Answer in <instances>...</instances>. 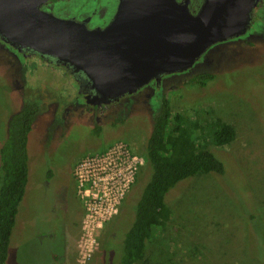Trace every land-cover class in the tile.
<instances>
[{"label": "rangeland", "instance_id": "374dc122", "mask_svg": "<svg viewBox=\"0 0 264 264\" xmlns=\"http://www.w3.org/2000/svg\"><path fill=\"white\" fill-rule=\"evenodd\" d=\"M251 19L247 35L205 51L210 62L164 77L154 93L141 87L96 109L82 104L75 78L56 61L21 57L0 37V145L9 116L24 102L39 105L29 135L28 185L5 264H121L123 239L150 165L140 168L121 212L96 231L99 248L89 258L78 252L82 202L72 168L115 140L145 158L164 100L171 116L179 113L200 125L218 116L236 135L224 146L208 140L226 174L205 172L179 183L167 199L168 222L134 264H264V4ZM204 72L213 78L203 85L187 82Z\"/></svg>", "mask_w": 264, "mask_h": 264}, {"label": "water", "instance_id": "95a60500", "mask_svg": "<svg viewBox=\"0 0 264 264\" xmlns=\"http://www.w3.org/2000/svg\"><path fill=\"white\" fill-rule=\"evenodd\" d=\"M44 1L0 0V36L81 71L101 104L187 70L212 44L244 34L257 0H205L196 14L174 0H122L99 29L41 10Z\"/></svg>", "mask_w": 264, "mask_h": 264}, {"label": "trees", "instance_id": "16d2710c", "mask_svg": "<svg viewBox=\"0 0 264 264\" xmlns=\"http://www.w3.org/2000/svg\"><path fill=\"white\" fill-rule=\"evenodd\" d=\"M212 78L213 74L204 72L187 82L203 85ZM38 110L36 102L22 103L9 116L6 135L0 145V264H5L7 259L16 215L28 185L29 135ZM235 135L233 125L218 116L200 125L196 119L185 118L179 113L171 116L166 101L162 102L153 118L145 147V162L151 167V175L136 201L132 223L125 233L121 264H134L142 258L147 240L163 230L170 218L167 199L179 183L205 172L226 174L224 160L207 148V142L211 139L216 145L224 146ZM47 176H52L51 171ZM126 196L127 193L119 213Z\"/></svg>", "mask_w": 264, "mask_h": 264}, {"label": "built area", "instance_id": "2783aa9c", "mask_svg": "<svg viewBox=\"0 0 264 264\" xmlns=\"http://www.w3.org/2000/svg\"><path fill=\"white\" fill-rule=\"evenodd\" d=\"M145 158L127 142L115 140L104 150L82 156L72 168L75 192L82 202L78 252L89 258L99 246L98 229L116 216Z\"/></svg>", "mask_w": 264, "mask_h": 264}, {"label": "flooded vegetation", "instance_id": "af4514ba", "mask_svg": "<svg viewBox=\"0 0 264 264\" xmlns=\"http://www.w3.org/2000/svg\"><path fill=\"white\" fill-rule=\"evenodd\" d=\"M174 1L178 5L186 7L191 14H196L200 10L205 0H174ZM121 2L122 0H81L78 2H75V0H45L43 3H41L40 9L52 13L57 17L72 19L77 22H81L89 29H99V28H104L113 20L117 8ZM169 2L171 3L173 2V0H169ZM165 4L168 5L167 1H165ZM260 4L262 7V5L264 4V0H257L256 4L252 7L249 24L247 26L246 32L243 35H247V31H249L251 26L253 25L251 18L254 9ZM8 45L12 49H14L15 53L20 54L21 57L26 58L36 55L47 62L56 61V59L52 57H49V59L48 57H42L39 53L34 52L29 48L19 49L16 45H13L11 43H9ZM198 61H200V63L201 62L203 63L204 61L210 62L208 53L205 52V54L199 57V59L196 60L195 63ZM55 63L61 65L63 68L67 70L69 74H71V76L75 78L74 80L77 82V85L79 86L78 92L82 98V104H84L87 107H92L93 109L106 107L108 102L101 104L95 103V101H97V98L99 97V94L96 92L94 88H92L91 82L86 78V76L81 71H75L72 66L64 65L61 62L56 61ZM171 74H176V73L170 72L168 74L166 73L161 74L158 78H152L147 84H145L142 87L148 86L150 92L154 93L155 90L160 88L161 83L163 81L162 79L164 77L170 76ZM115 100L117 99H113L111 100V102ZM116 108L118 109L119 107L117 106Z\"/></svg>", "mask_w": 264, "mask_h": 264}, {"label": "crops", "instance_id": "0c3cea01", "mask_svg": "<svg viewBox=\"0 0 264 264\" xmlns=\"http://www.w3.org/2000/svg\"><path fill=\"white\" fill-rule=\"evenodd\" d=\"M82 209H81V213H80V217H81V214H82V211H83V207H81ZM80 223V218H79V220H78V224Z\"/></svg>", "mask_w": 264, "mask_h": 264}]
</instances>
